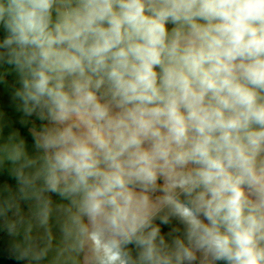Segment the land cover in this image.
<instances>
[{"label":"clouds","instance_id":"1","mask_svg":"<svg viewBox=\"0 0 264 264\" xmlns=\"http://www.w3.org/2000/svg\"><path fill=\"white\" fill-rule=\"evenodd\" d=\"M0 69L39 121L32 151L0 125V170L42 226L67 201L57 259L264 264V0H0Z\"/></svg>","mask_w":264,"mask_h":264},{"label":"crops","instance_id":"2","mask_svg":"<svg viewBox=\"0 0 264 264\" xmlns=\"http://www.w3.org/2000/svg\"><path fill=\"white\" fill-rule=\"evenodd\" d=\"M0 74H2V69H0ZM15 87H18V84L14 74L7 75L0 81V125L4 127L5 137L12 131H19L20 137L26 140L29 150L32 151V124L33 122L39 124V121H34V118H31L27 123H22V114L17 111V101L13 99L12 95ZM3 168L4 170H0V200L9 197L10 192L15 199L19 200V197L16 195V181L11 178L7 171L10 165L6 164ZM51 199L53 211L46 226L40 225L39 219L36 216L37 209L35 200H30L28 202L19 200L21 215L26 222L25 226H27L28 223L32 225L31 237L34 242L33 246L36 247L37 250L44 246L48 234L52 237V249L48 252L47 257L40 261L39 264H66L63 258L57 259V246L61 242L60 227L65 219L64 212L58 205L62 203L66 204L67 201H61L60 198L55 195H52ZM17 219L18 217L14 216L12 212H9L7 217L0 216V264H29L28 260L18 261L15 259L17 253L13 247L15 242L24 240V232L21 231L19 236L12 237L8 235L5 228L7 222ZM163 230L165 232L167 231L166 228ZM6 250L10 252L13 260ZM67 264H71V262L68 261Z\"/></svg>","mask_w":264,"mask_h":264},{"label":"trees","instance_id":"3","mask_svg":"<svg viewBox=\"0 0 264 264\" xmlns=\"http://www.w3.org/2000/svg\"><path fill=\"white\" fill-rule=\"evenodd\" d=\"M6 251H7V250H6ZM7 253H8V255L10 256V258L13 260V258H12V256H11L10 252L7 251Z\"/></svg>","mask_w":264,"mask_h":264}]
</instances>
